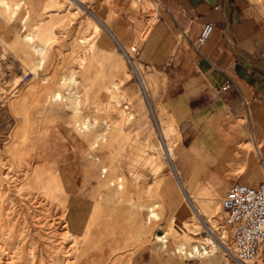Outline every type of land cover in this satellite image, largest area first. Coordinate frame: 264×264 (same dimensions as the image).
<instances>
[{
  "label": "rangeland",
  "instance_id": "374dc122",
  "mask_svg": "<svg viewBox=\"0 0 264 264\" xmlns=\"http://www.w3.org/2000/svg\"><path fill=\"white\" fill-rule=\"evenodd\" d=\"M77 1L0 0L1 264H131L151 243L182 264L234 262L231 238L221 226V200L229 186L217 196L209 194L213 185L196 191L199 213L193 208L181 221L171 216V211L184 213L178 210L183 188L175 169L182 140L152 107L146 73L134 53L154 24L157 4ZM248 1L264 19V0ZM114 17L132 24L128 52L105 31ZM100 35H106L108 46L98 45ZM56 92L61 98L54 100ZM36 162L46 165L53 184L35 191L23 179ZM62 178L73 179L96 199L83 235L65 226ZM41 218L52 223L51 230L37 228ZM209 230L216 236L225 231L223 245ZM259 252L246 264H264V243Z\"/></svg>",
  "mask_w": 264,
  "mask_h": 264
},
{
  "label": "crops",
  "instance_id": "0c3cea01",
  "mask_svg": "<svg viewBox=\"0 0 264 264\" xmlns=\"http://www.w3.org/2000/svg\"><path fill=\"white\" fill-rule=\"evenodd\" d=\"M150 1L157 4L156 19L134 53L146 73L152 107L182 140L175 169L183 188L177 181L178 210L184 213L171 211L181 221L194 214L190 196L196 191L213 185L209 194L221 195L232 183L257 186L264 179V19L248 0ZM206 23L213 25L212 32L198 48ZM104 28L120 48L133 49L129 19L114 17ZM97 43L108 46L106 35ZM63 189L71 232L83 235L96 199L73 179L64 180ZM131 264L182 263L151 243L135 253Z\"/></svg>",
  "mask_w": 264,
  "mask_h": 264
},
{
  "label": "built area",
  "instance_id": "2783aa9c",
  "mask_svg": "<svg viewBox=\"0 0 264 264\" xmlns=\"http://www.w3.org/2000/svg\"><path fill=\"white\" fill-rule=\"evenodd\" d=\"M154 21L156 17L154 16ZM213 25L206 23L197 39L201 47L211 34ZM229 83L223 86L228 87ZM264 170V158L261 159ZM224 217L221 226L229 233L232 252L238 262H255L264 243V179L257 186L232 183L221 200ZM209 251V245H201ZM207 247V248H206Z\"/></svg>",
  "mask_w": 264,
  "mask_h": 264
},
{
  "label": "bare ground",
  "instance_id": "6f19581e",
  "mask_svg": "<svg viewBox=\"0 0 264 264\" xmlns=\"http://www.w3.org/2000/svg\"><path fill=\"white\" fill-rule=\"evenodd\" d=\"M71 1V0H70ZM74 2H77L78 4H79V1H77V0H73ZM81 2V1H80ZM131 6V5H130ZM134 6H136V5H134ZM137 8V7H136ZM132 14V13H131ZM135 15V14H134ZM136 16H137V14H136ZM135 16V17H136ZM134 17V18H135ZM139 18V17H138ZM141 18V17H140ZM136 19V18H135ZM154 19V18H153ZM29 37V36H28ZM35 48V47H34ZM35 52L38 54V55H40V56H42L43 54V48H41V47H37L36 49H35ZM42 60V59H41ZM61 98V95H60V93L59 92H56V93H54V97H53V99L54 100H57V99H60ZM96 143V142H95ZM89 146H91L90 148L91 149H94L95 148V144H93L92 143V145H89ZM91 157H93L92 155H91ZM99 157V156H98ZM97 156H95L94 157V159L95 158H98ZM99 159V158H98ZM31 165V166H30ZM29 166H30V168H29V170H28V172L26 173V175H25V177H24V179H23V181H25V186L26 187H28V189H31V190H35V189H42L43 190V188H45V187H50L52 184H53V182H50L49 180H51V177H49L50 175L48 174V177H46L45 175L47 174L46 173V171L44 172V170H46L44 167L46 166H43V165H40V164H38L37 162L36 163H31ZM107 171V169L105 168V166H103L102 168H101V172H106ZM49 172V171H48ZM120 172V171H119ZM120 176H122V175H119V176H117L119 179V181H122V179L120 178ZM57 177V176H56ZM55 177V179H58V178H56ZM48 178V179H47ZM53 178V177H52ZM74 181V180H73ZM74 183V182H73ZM10 184V183H9ZM57 184V183H56ZM71 184V183H70ZM59 185H61V183H59ZM53 190V189H52ZM36 191V190H35ZM110 191V190H109ZM215 191V190H214ZM39 192H40V190H39ZM216 193V192H215ZM22 195V194H21ZM216 196L218 195V194H215ZM215 196V197H216ZM26 197V196H25ZM31 198V197H30ZM196 197L195 196H193V200H192V203H193V208L196 210V212H198L199 213V209L200 208H198V205L199 204H201L202 203V201L199 199V200H196L195 199ZM32 199H34V197L32 198ZM37 200V199H36ZM213 200H215V198H213ZM31 201V200H30ZM36 202V201H35ZM34 203V202H33ZM38 203V202H37ZM40 204H42V203H40ZM6 205V204H5ZM33 205V204H32ZM210 205L215 209V205H216V202L215 201H210ZM8 206V205H7ZM7 206H6V208H4L5 210H7L8 211V209L9 208H7ZM34 206V205H33ZM221 207H222V205H221ZM1 209H2V207H0V213H1ZM65 209V208H64ZM11 210V209H10ZM32 210V209H31ZM67 210V209H66ZM10 212V211H9ZM8 212V213H9ZM5 213V212H4ZM7 214V213H6ZM65 216V215H64ZM151 216V215H150ZM0 217H1V215H0ZM149 217V216H148ZM0 221H1V219H0ZM51 222H52V220H51ZM57 222V221H56ZM64 223H65V226H66V228L68 229V230H71V227L69 226V223H68V221H66L65 219H64ZM64 223H62V224H64ZM38 229L40 230V231H46V230H51L52 228H51V226H52V223H50V221L49 220H45V218H41L39 221H38ZM63 226V225H62ZM4 227V226H3ZM57 227V226H56ZM55 229V228H54ZM53 229V230H54ZM214 229V228H213ZM213 231V230H212ZM212 231H210L209 230V232H210V234H211V236H213L215 239H218V242H220V245H223V239H220V237L221 238H223L224 236H225V231H223V233L222 232H220L219 233V235H215V233H214V231L212 232ZM67 232V231H66ZM1 233V232H0ZM227 234H228V236H229V233L227 232ZM20 237V236H19ZM44 237V236H43ZM212 237V238H213ZM230 237V236H229ZM231 238V237H230ZM159 240H162V238H160ZM19 241V240H18ZM163 241V243H165L166 242V240H162ZM165 247V246H164ZM229 253L232 255V259H233V261L234 262H230V264H242V263H240V262H238L237 261V259L234 257V253L232 252V249L230 250L229 249ZM2 257H0V264L3 262V261H1L2 259H1ZM6 259V258H5Z\"/></svg>",
  "mask_w": 264,
  "mask_h": 264
}]
</instances>
